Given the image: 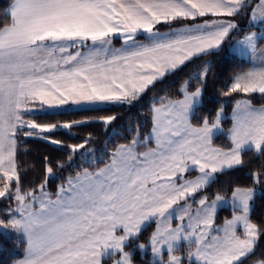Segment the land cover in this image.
I'll list each match as a JSON object with an SVG mask.
<instances>
[{"label":"snow or ice","instance_id":"snow-or-ice-1","mask_svg":"<svg viewBox=\"0 0 264 264\" xmlns=\"http://www.w3.org/2000/svg\"><path fill=\"white\" fill-rule=\"evenodd\" d=\"M249 10L248 27L256 30L233 39L237 25L223 18ZM4 20L10 22H0V198L15 207L0 213V231H14L24 245L13 264H104L113 257V264H133L134 251L148 248L152 264H183L175 254L181 241L189 247L190 264H243L254 254L264 234V223L250 219L255 188L232 190L234 214L222 227L214 228V217L227 202L224 195L217 193L211 202L207 196L193 200L199 205L194 212L188 200L214 183L216 174L242 166L245 152L264 156V106L252 103V94L264 97V48L258 49L264 40V0L255 7L251 0H12ZM182 21L194 23L174 26ZM116 37L123 41L119 48L113 45ZM226 41L250 65L234 73L223 92L234 100L229 147L213 146L223 131L224 104L211 122L208 116L192 122L210 71L205 64L189 78L201 87L189 91L185 81L182 98L161 97L150 106L153 127L147 139L154 138L153 147L136 138L119 144L103 167L81 168L54 193L46 190L54 175L46 157L38 194L22 188L16 162L20 135L48 140L43 134L85 123L41 124L27 116L131 106L186 62L220 50ZM116 119L98 117L105 126ZM87 142L68 145L69 160ZM190 171L199 175L188 179ZM252 178L264 184V171ZM174 218L180 221L176 227ZM152 221L156 228L147 242L132 248Z\"/></svg>","mask_w":264,"mask_h":264},{"label":"trees","instance_id":"trees-1","mask_svg":"<svg viewBox=\"0 0 264 264\" xmlns=\"http://www.w3.org/2000/svg\"><path fill=\"white\" fill-rule=\"evenodd\" d=\"M11 2L12 0H0V22H10L4 20V14ZM249 16L250 10L235 17L223 18L231 19L234 23H237L238 27L232 33L233 39L250 31V28H246ZM173 23L175 27L179 28L191 25L194 22ZM158 27L161 31L168 30L167 25H159ZM237 32H239V36L236 35ZM141 40V42L144 41L142 38ZM261 43L262 41L258 45ZM228 46L229 44L226 41L220 50L186 62L182 70L174 75L167 76L162 82H157L131 106L109 104L107 106L102 105L99 111L68 109L60 115L27 116V119H36V122L41 124H64L73 121H85V123L77 124L71 129L55 130L49 133L48 140L20 135L16 162L20 172L22 188L24 190L35 188L38 191V186L45 183L46 157L51 162L54 170V175L47 180L46 190L54 193L69 175H74L81 168L89 167L92 170L96 167H102L107 162L112 150L119 144L128 143L133 138L140 141L144 140L152 126L150 106L153 102H158L161 97L180 98L183 95L181 88L185 81H189V91L201 87L202 85L197 80H190L189 78L197 72H202L205 64L210 66V71L207 75L206 84L202 86V104L196 108L192 122L196 124L205 116H208L211 122L217 109L221 104H224L226 119L221 125L223 131L214 137L213 145L215 147H229L228 129L231 124L234 100L231 97H225L223 92L226 90V86L230 84V78L233 74L241 68L247 69L250 65L230 53ZM252 95L254 97L252 100L253 105L264 104V97L260 94ZM234 96L240 98L236 94ZM106 115H115L117 119L111 125L105 126L98 121V117ZM89 136L91 139H89ZM52 139L59 140L62 143L54 145L50 142ZM86 140L88 142L85 144V148L71 154L72 159L69 160L70 149L67 146L81 144ZM242 159L244 160L242 166L216 174L215 182L210 183L193 198L198 199L207 196L208 200H212L217 193L230 197L232 190L236 187H257L259 192L255 194L252 201L250 219L253 223L259 225L264 223V184H254L252 173L264 171V156H258L254 152L248 151L243 154ZM58 163L63 164V168L58 167ZM14 203L6 197L0 198V213H3L9 207H14ZM232 214L233 210L229 208L219 209L215 216V224L223 223ZM153 230V223L145 227L139 240L133 242L132 248H135L136 244L146 243ZM23 251L24 245L18 240L14 231H0V264H13L14 260L23 256ZM132 260L133 264H152L148 251L142 255L138 249L135 250ZM260 260H264V234L259 237L254 254L243 259V264H252Z\"/></svg>","mask_w":264,"mask_h":264},{"label":"crops","instance_id":"crops-1","mask_svg":"<svg viewBox=\"0 0 264 264\" xmlns=\"http://www.w3.org/2000/svg\"><path fill=\"white\" fill-rule=\"evenodd\" d=\"M255 3L254 4H257L258 3V1H254ZM12 3V2H11ZM10 3V4H11ZM10 4L8 5V7H7V10L9 9V6H10ZM256 5H253L252 7H255ZM250 14H251V12H250ZM236 25H237V23H235ZM238 27V26H237ZM246 28H249V27H246ZM253 29V28H252ZM252 29H250V30H252ZM243 35V34H242ZM241 37V36H240ZM261 45V46H260ZM260 45H258V49L259 48H264V41L260 44ZM180 98H182V96L180 97ZM254 106H256V107H260V106H264V104H262V105H254ZM68 109H79V108H76V107H72V108H68ZM68 109H66V110H68ZM232 114V113H231ZM231 126H232V121H231V124H230V127H229V129L231 128ZM152 127H153V124H152V126H151V129H150V131H149V133H148V135L146 136V138L144 139V140H141V142L142 143H144V144H147V146L148 147H153L154 146V143H155V141H154V138H153V140L151 141V143H149V141H148V137L151 135V130H152ZM214 146V145H213ZM139 151H144V150H146V148H139L138 149ZM103 167V166H102ZM186 175V178H188V179H194L197 175H199V173L197 172V171H190V173H187V174H185ZM200 198H198V199H194V198H190L189 200H188V203L189 204H191V206L193 205H195L196 203H193V200H195V201H197V200H199ZM183 203V202H182ZM192 209H193V207H192ZM232 216H233V214H232ZM229 219H231V218H229ZM187 222V219H185V223ZM151 223H153L154 224V230L153 231H155V228H156V223H155V221H152V222H150V223H148V224H146L145 225V227H147L149 224H151ZM172 226L173 227H176L179 223H180V221H179V219H177V218H174L173 220H172ZM215 224V223H214ZM224 224V222L223 223H221V224H218V226L219 225H223ZM217 225V224H216ZM144 227V228H145ZM187 248H189L188 247V245H187V243L186 242H184V241H181L180 242V245L178 246V250L176 251V255H181V254H183L184 253V250H189V249H187ZM150 251V249H148V252ZM149 255H150V253H149ZM181 257V256H180ZM22 258V257H21ZM115 259V257H113L112 259H105V261H104V263L105 264H113V260ZM165 259H167V256L165 255ZM106 260H110V261H106ZM182 261H183V263L184 264H190V262H189V260L188 259H182ZM191 264H195V261L193 260L192 262H191Z\"/></svg>","mask_w":264,"mask_h":264},{"label":"rangeland","instance_id":"rangeland-1","mask_svg":"<svg viewBox=\"0 0 264 264\" xmlns=\"http://www.w3.org/2000/svg\"><path fill=\"white\" fill-rule=\"evenodd\" d=\"M254 1H258V3H259V0H251V6H253V5H256V4H254L255 2ZM251 15V14H250ZM249 18H250V16H249ZM248 25H249V19H248V21L246 22V27H248ZM256 29H252V30H250V31H255ZM167 31V30H166ZM247 32H249V31H247ZM246 32V33H247ZM245 34V33H244ZM243 34V35H244ZM243 35L241 36V37H236L235 39H238V38H242L243 37ZM142 40L140 39L139 40V42H141ZM264 40H262V42H263ZM141 43H146V41H143V42H141ZM122 44H123V41L119 38V37H116V38H114L113 39V45H114V47H116V48H119V47H121L122 46ZM261 46V45H260ZM262 48V47H261ZM228 51L230 52V53H232V54H234V55H236L237 57H238V54H236V53H234V52H232V51H230V48H229V46H228ZM238 58H240V57H238ZM240 59H243V58H240ZM256 94H258V93H256ZM27 119V118H26ZM59 129H61V130H66V129H64V128H59ZM59 129H57V130H59ZM43 135H46V136H48L49 135V133H45V134H43ZM34 137H37V138H39L38 136H34ZM41 139H43V138H41ZM229 139V138H228ZM230 141V140H229ZM255 188V194L256 193H258L259 191H258V188L257 187H254ZM37 194H38V191H37ZM213 200V199H212ZM199 200H197V202H198ZM226 203H224L223 205H221V206H218L217 207V211H216V213L218 212V210L219 209H221V208H229L230 210H232V205H231V196L230 197H226ZM209 202H211V200H209ZM199 205H198V203H196L194 206L192 205V207H193V209H192V211L194 212L195 210H196V208L198 207ZM14 207H15V203H14ZM234 214V213H233ZM235 214H239L238 212L237 213H235ZM216 216V215H215ZM230 218H232V216L230 217ZM214 223H215V217H214ZM223 225H216V224H214V228H216V227H222ZM237 232H238V234H242V232H243V229H242V226H240V225H238L237 226ZM213 234H215V233H213ZM148 249H150V248H148ZM148 249L146 250V251H140L141 252V254L143 255L145 252H147L148 251ZM187 249H189V248H187ZM187 252H188V250H184V253L183 254H181L180 256H181V258L182 259H188L187 258ZM149 253H150V260H151V262L153 261V257H152V254H151V249H150V251H149ZM179 256V255H178ZM252 264H264V260H260V261H256V262H254V263H252Z\"/></svg>","mask_w":264,"mask_h":264}]
</instances>
